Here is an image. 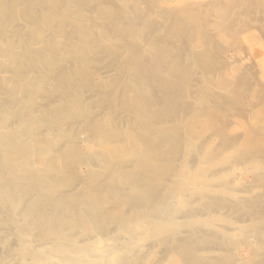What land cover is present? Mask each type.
Returning <instances> with one entry per match:
<instances>
[{"label":"bare ground","instance_id":"1","mask_svg":"<svg viewBox=\"0 0 264 264\" xmlns=\"http://www.w3.org/2000/svg\"><path fill=\"white\" fill-rule=\"evenodd\" d=\"M0 264H264V0H0Z\"/></svg>","mask_w":264,"mask_h":264}]
</instances>
